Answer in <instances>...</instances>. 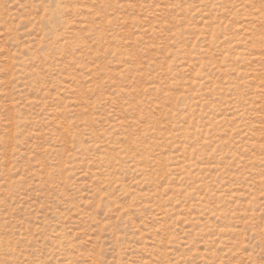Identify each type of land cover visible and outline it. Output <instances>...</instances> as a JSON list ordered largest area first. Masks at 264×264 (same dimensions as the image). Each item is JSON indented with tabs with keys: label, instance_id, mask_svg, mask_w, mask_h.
Instances as JSON below:
<instances>
[{
	"label": "rangeland",
	"instance_id": "rangeland-1",
	"mask_svg": "<svg viewBox=\"0 0 264 264\" xmlns=\"http://www.w3.org/2000/svg\"><path fill=\"white\" fill-rule=\"evenodd\" d=\"M0 264H264V0H0Z\"/></svg>",
	"mask_w": 264,
	"mask_h": 264
}]
</instances>
